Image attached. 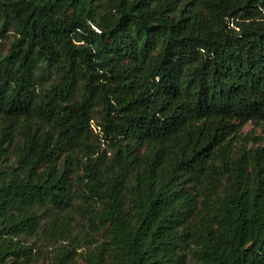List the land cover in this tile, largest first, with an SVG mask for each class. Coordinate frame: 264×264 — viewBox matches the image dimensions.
Instances as JSON below:
<instances>
[{"label":"trees","instance_id":"trees-1","mask_svg":"<svg viewBox=\"0 0 264 264\" xmlns=\"http://www.w3.org/2000/svg\"><path fill=\"white\" fill-rule=\"evenodd\" d=\"M10 33L0 264H264V0H0Z\"/></svg>","mask_w":264,"mask_h":264},{"label":"rangeland","instance_id":"rangeland-1","mask_svg":"<svg viewBox=\"0 0 264 264\" xmlns=\"http://www.w3.org/2000/svg\"><path fill=\"white\" fill-rule=\"evenodd\" d=\"M67 13V12H66ZM13 38V34H9L8 36L0 39V52H6L10 47V42ZM253 133L254 135L262 134L264 135V127L261 125H255L253 123H248L243 127V133ZM75 225L78 228H84V230H89L88 224L86 220L81 217V215H75L74 219Z\"/></svg>","mask_w":264,"mask_h":264}]
</instances>
